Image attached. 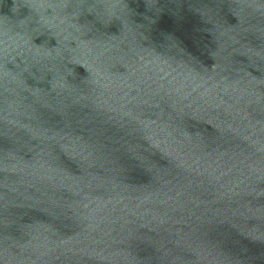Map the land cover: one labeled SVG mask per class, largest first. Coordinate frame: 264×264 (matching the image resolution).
<instances>
[{"label": "water", "instance_id": "1", "mask_svg": "<svg viewBox=\"0 0 264 264\" xmlns=\"http://www.w3.org/2000/svg\"><path fill=\"white\" fill-rule=\"evenodd\" d=\"M0 264H264V0H0Z\"/></svg>", "mask_w": 264, "mask_h": 264}]
</instances>
